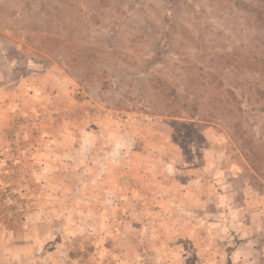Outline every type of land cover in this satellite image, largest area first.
<instances>
[{"label":"rangeland","instance_id":"1","mask_svg":"<svg viewBox=\"0 0 264 264\" xmlns=\"http://www.w3.org/2000/svg\"><path fill=\"white\" fill-rule=\"evenodd\" d=\"M35 75L76 150L25 169L31 125L0 109V264H264V0H0V97ZM109 165L101 224L81 197Z\"/></svg>","mask_w":264,"mask_h":264},{"label":"crops","instance_id":"2","mask_svg":"<svg viewBox=\"0 0 264 264\" xmlns=\"http://www.w3.org/2000/svg\"><path fill=\"white\" fill-rule=\"evenodd\" d=\"M39 79L40 77L35 75V77H33L32 80L30 81L31 83H28V80H23V81L18 80L16 82L15 86L12 88L13 91L7 95H9L11 98L16 95L19 98L18 103L16 102V99L7 102L6 100L2 99V97H0V109L3 110V112L5 113V115L3 116L4 120L2 121V124H3V128L6 127L7 130H9V128L12 127L11 125L14 124L15 120H17V122H21L22 124L24 123H26V125L30 124L31 125L30 131H26L25 133L26 137H28V139L30 140V143L27 144L26 142H23V144L21 145L24 146L25 148L24 152L21 151L24 156L22 159H24L25 169L27 168L32 172H42L44 174L50 172L51 173L50 175H53L56 171L59 170L58 162L62 163L63 161H65L67 165H69V160L72 159L71 156L76 150L77 136L71 118H60V114L58 113L56 114L57 110L52 111L50 109L47 110L40 109L39 107H41L43 101L41 100L39 101L40 103L39 106L36 105L37 101H33V99L36 100L38 98L37 95L38 90L40 91V93L42 92L41 90L42 85H40ZM27 96L28 98L24 99ZM51 106H52V102L50 104V107ZM35 107H37V109ZM45 107H47V104L45 105ZM6 112L8 113L6 114ZM99 115L96 116V113L93 110L92 111L90 110V114H89L90 117L92 116L93 118H99L100 117ZM10 119L12 120L11 125H9ZM104 121L107 122L106 120ZM93 123L96 124L95 121L90 120L88 121L87 125H92ZM114 123L117 124V121H115ZM99 125L101 126L102 124ZM7 130L6 131L4 130V137H3L5 141L4 143H7L10 140V137L8 136L9 133L7 132ZM124 132L131 134V131L128 132L125 130ZM113 133L116 136L115 142L116 140L117 141L119 140V137H121L122 139L124 134L123 132L118 131L117 128H114ZM86 135L87 134L85 132V137ZM91 135L93 134H90V136ZM85 139L88 142H90V140H93L89 136L84 138V140ZM123 147H125L124 150L122 147L120 149L115 148V149H119L118 153H120V157L124 154L128 155L127 157L128 159L123 158L122 160L119 161L120 164L122 163L121 165L125 164L126 162L129 163L130 160L132 159V156H134L136 153L140 154L139 151L140 149L138 150L137 147L133 146L131 140H128V142H126L125 146ZM141 150L142 152H146L147 158H149L150 154L153 153V151L151 150L143 151L144 150L143 147L141 148ZM97 154L99 155L101 153L98 152ZM85 156L86 158H88L87 155ZM137 164L138 163H135V167H137ZM114 168H115L114 166L109 165L107 167L105 166V168L102 169V171L105 170L106 172V175L103 174L104 179L101 175L98 174H95L96 176H98L97 178L89 179V181L87 182V185L89 187L91 186L95 188L98 187V189L102 188V191L90 196L83 195L81 197L82 202L89 205L90 203H93V200L96 199L102 200L105 198H110L109 200L111 201L114 200V202L116 201L115 198H118L120 195L117 193L116 188H110L109 186L108 187L100 186V179L104 180L102 182L106 183L108 181V177L110 176V173L114 171ZM88 171H89L88 175H90L91 170ZM164 177H166V174H164L162 177L157 176L155 178L161 180L160 178H164ZM48 181L49 180L47 179L44 182L42 181V179L37 177L35 179L36 185L38 187H43V186L52 187V183L49 184ZM131 189H133V185L130 184L129 189L127 188L123 194L125 195L129 194V191ZM115 192L118 195L115 194ZM164 193L165 192L162 191L159 192L158 195L161 196V200L163 201L164 205H166L167 198ZM125 195L121 196V198L123 197V199L127 200V196ZM53 196L54 195L51 194L49 197L53 199L54 198ZM39 199L40 198L37 197H31V200H39ZM106 207L102 206L95 209L89 206L87 209H85V211H83V214L87 215V217L89 216L92 218L99 217L100 218L99 222H101V224H108L107 218L104 217L107 210ZM89 214H92V216H90ZM139 229L140 226L138 229H136V231H138Z\"/></svg>","mask_w":264,"mask_h":264},{"label":"trees","instance_id":"3","mask_svg":"<svg viewBox=\"0 0 264 264\" xmlns=\"http://www.w3.org/2000/svg\"><path fill=\"white\" fill-rule=\"evenodd\" d=\"M102 87H104V88H102ZM106 89V87L105 86H100V88H99V93L100 92H102V94H104L103 93V91ZM170 90H171V97H173V98H176L177 97V92H176V89L174 88V87H170ZM99 95V94H98ZM194 101H195V103L194 104H184V108H189L191 111H192V113L191 114H189V117L190 118H193V117H196V114L198 113V102L196 101V98L194 99ZM177 111V110H176ZM173 113H175V112H173ZM173 113L172 114H170V113H166L165 114V116H167V117H174V115H173ZM198 120H205V119H203V118H197L196 119V121H198ZM255 172V171H254ZM261 174H264V169H262V171H261ZM100 201L101 200H98V199H96V200H93V203H90L89 205L91 206V208H99V207H101V204H100ZM95 205H98V207H95Z\"/></svg>","mask_w":264,"mask_h":264}]
</instances>
